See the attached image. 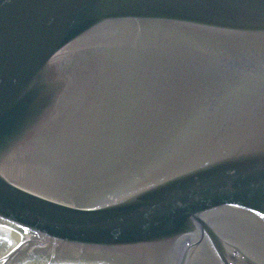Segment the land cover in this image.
<instances>
[{
  "label": "water",
  "instance_id": "95a60500",
  "mask_svg": "<svg viewBox=\"0 0 264 264\" xmlns=\"http://www.w3.org/2000/svg\"><path fill=\"white\" fill-rule=\"evenodd\" d=\"M0 264H264V0H0Z\"/></svg>",
  "mask_w": 264,
  "mask_h": 264
}]
</instances>
